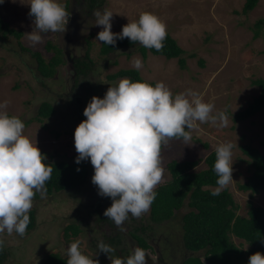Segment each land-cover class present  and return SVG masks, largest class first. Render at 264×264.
I'll return each instance as SVG.
<instances>
[{"label": "rangeland", "instance_id": "1", "mask_svg": "<svg viewBox=\"0 0 264 264\" xmlns=\"http://www.w3.org/2000/svg\"><path fill=\"white\" fill-rule=\"evenodd\" d=\"M244 2L104 0L98 8L89 10L88 0H60L70 14L66 28L71 17L81 26L77 30L70 27L68 32H75L73 37L66 34V29L63 33L43 34V43L33 46L25 34L33 28V18L28 15L30 6L23 0H4L0 3L1 16L22 35L20 38L9 35L0 40V101H9L7 112L19 116L25 123V135L37 143L46 161L73 162L78 155L74 147V130L85 119L83 109L92 96L103 97L110 85L114 86L124 78L109 79V75L119 69H135L131 61L140 57L143 67L138 72L143 80L152 81L154 85L162 81L173 94L195 91L203 100L212 102L216 111H225L228 117L226 127H217L210 122L199 124L191 132V144L174 139L164 145L161 153L163 178L158 186L170 179L167 170L170 161L198 159L199 164L193 170L200 171L207 167L204 160L218 144L231 142L234 145V181L226 189L239 206L237 213L246 216L249 202L264 208L263 192L251 196L250 191L239 189L251 173L249 159L241 146L264 150V108L246 120L234 121L232 117L258 95L259 87L253 85L252 80L264 78V56L261 53L264 38L261 35L254 39L251 30L256 19L264 18V0H259L248 14L241 11ZM105 9L113 12L111 30L114 33H119L129 21L137 20L141 12L157 15L165 23L167 33L185 51L186 67H180L178 58L166 59L149 52L143 58L136 46L102 55L99 51L101 42L95 40L102 26L95 25L93 12ZM47 42L62 50L60 55L64 61L51 78H43L37 70L36 58L20 48L21 44L31 52H39L48 61L54 50L46 48ZM66 43L67 57L64 55ZM86 54L92 61L90 68L84 74L75 73L74 59L86 60ZM43 102L50 103L54 112L39 121L35 117ZM84 161L88 174L80 186L50 195L39 193V197L33 199L31 209L36 211V225L32 230L23 236L15 232L11 235L0 233L8 251L4 264H41L51 252L67 258L68 245L77 239L81 241L84 254L98 260L99 264H111L108 254L98 249V243L103 241L114 248L113 258L129 256L135 247H139L130 233L141 226L146 230L138 233L159 251V257L164 256L167 264H180L184 254L180 243V220L188 210L186 204L175 219L161 224L149 220L150 209L140 218L130 214L121 231L103 215L112 200L98 194L97 187L91 182L93 167L89 160ZM71 223L80 226L81 232L76 237L69 236V232L70 238L66 239L65 228ZM116 236L120 241L110 244V237ZM233 240L236 244L241 242L235 237ZM246 247L243 244V248ZM145 252L149 262L156 261L155 252L150 249Z\"/></svg>", "mask_w": 264, "mask_h": 264}, {"label": "clouds", "instance_id": "2", "mask_svg": "<svg viewBox=\"0 0 264 264\" xmlns=\"http://www.w3.org/2000/svg\"><path fill=\"white\" fill-rule=\"evenodd\" d=\"M23 2L30 6L28 15L33 18L32 31L25 33L31 45L43 43V34L65 31L70 14L60 0ZM93 16L95 25L102 26L95 38L99 42L115 45L118 39L128 38L157 52L164 48L166 25L154 13L141 12L137 20L123 25L119 33L111 30L112 11L95 10ZM131 64L137 71L143 67L140 57H134ZM8 103L0 101V233L23 236L30 223L33 198L37 192L43 194L53 169L37 143L25 135V123L7 112ZM83 115L85 119L74 130L78 153L75 162L90 161L94 170L91 182L99 195L112 200L103 215L121 231L130 214L140 218L154 202L155 189L163 178L164 145L174 139L191 144V132L199 124L228 125L226 112L216 111L212 102L203 100L195 91L173 94L162 81L152 85L128 77L110 85L103 97L92 96ZM233 148L231 142H225L214 149L217 186L211 193L213 196L234 181ZM3 245L0 240V249ZM97 247L108 254L111 264H148L141 247H135L126 258H113L111 253L115 249L103 241ZM66 254V264H99L81 251L79 239L68 245ZM248 264H264V254L259 251L251 254Z\"/></svg>", "mask_w": 264, "mask_h": 264}, {"label": "trees", "instance_id": "3", "mask_svg": "<svg viewBox=\"0 0 264 264\" xmlns=\"http://www.w3.org/2000/svg\"><path fill=\"white\" fill-rule=\"evenodd\" d=\"M104 0H88L89 10L98 8ZM259 0H245L242 13L248 14L253 10ZM66 7V6H65ZM253 38L263 35L264 38V18H258L251 26ZM13 35L20 38L21 31H17L9 26V23L0 14V40ZM136 46L141 56L144 58L148 52L155 55H162L166 59L178 58L181 68L186 67V60L183 57L185 52L169 33L164 40L162 52H157L154 48L147 49L139 43H133L128 38L118 39L115 45L100 43V53L109 54L118 49ZM20 48L29 51L37 60V70L43 78H51L56 72L57 66L63 61L62 50L47 42L46 48L53 49L54 54L46 61L39 52H31L20 44ZM264 56V47L261 52ZM67 57V54L64 52ZM86 60L74 59V72L85 73L90 68L91 60L86 54ZM89 61V62H88ZM87 62L89 65H87ZM85 63V64H84ZM202 64V62H200ZM84 64V66H82ZM82 66V67H81ZM128 77L133 81L143 80L136 69H119L108 76L109 79L116 77ZM146 81V80H143ZM154 85V82L147 81ZM252 84L259 87V93L243 109L233 114L234 121H242L251 118L264 108V78L252 80ZM54 112L53 106L48 102H43L35 117L41 121L49 118ZM13 115V114H10ZM19 117V116H18ZM264 127V124H263ZM264 147V141L262 142ZM244 155L249 159L251 173L246 181L239 185L242 191H250L251 196L260 192L264 193V150L261 152L257 148L249 145L241 146ZM198 159L177 161L172 160L167 164L170 179L158 186L155 191L157 196L150 206L149 220L155 224L175 219L179 210L187 206L188 210L181 215L180 243L184 254L180 264H248L251 254L259 251L264 254V208L249 202V209L246 216L237 213L238 204L227 189L213 196L211 193L216 185L217 176L213 170L215 162V151H211L205 158L206 168L200 171L193 169L199 164ZM53 169L51 178L45 184V194H52L63 190H70L80 186L86 179L88 168L85 161L79 164L68 161H46ZM79 168V171H77ZM39 197L36 193L33 199ZM30 223L26 231L32 230L36 225V211L30 210ZM145 231L144 226L136 227L130 236L138 242L139 247L144 250L155 248L138 231ZM70 232V233H69ZM81 232L80 226L71 223L65 228L66 239L69 236H78ZM68 233L71 234L68 236ZM233 237L241 242L236 244ZM2 240V239H0ZM120 241L119 237H110V244ZM247 245V250L243 248ZM162 255V253H160ZM128 256V255H127ZM121 256L120 258H126ZM8 257L5 245L0 249V264H4ZM161 262L164 256H160ZM67 258L58 252L49 253L41 264H66Z\"/></svg>", "mask_w": 264, "mask_h": 264}, {"label": "flooded vegetation", "instance_id": "4", "mask_svg": "<svg viewBox=\"0 0 264 264\" xmlns=\"http://www.w3.org/2000/svg\"><path fill=\"white\" fill-rule=\"evenodd\" d=\"M74 27L76 30L81 26L80 24H79V22L78 23H75L74 22V18L73 17H71L70 18V24H69V26L66 28V34L68 33L69 35H71L72 37H73V34H75V32H73L72 34H71V32L69 33L68 31H69V29H70V27ZM67 44L68 43H66V45L64 46V52L65 53H67V52H69V50H68V48H67ZM68 54V53H67ZM68 59H69V57H68ZM70 61H72V59L70 58ZM153 246V245H152ZM155 251H156V249H155ZM159 251H156V255L158 256L157 257V259H156V261H151V262H149L148 261V264H165V263H163V262H161V260L159 259V253H158ZM158 253V254H157Z\"/></svg>", "mask_w": 264, "mask_h": 264}]
</instances>
